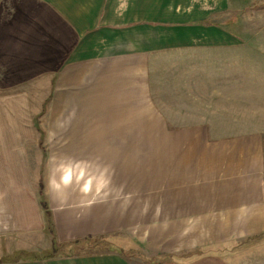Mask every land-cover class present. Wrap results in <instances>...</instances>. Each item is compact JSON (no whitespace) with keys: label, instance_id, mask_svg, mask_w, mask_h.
I'll return each instance as SVG.
<instances>
[{"label":"crops","instance_id":"1","mask_svg":"<svg viewBox=\"0 0 264 264\" xmlns=\"http://www.w3.org/2000/svg\"><path fill=\"white\" fill-rule=\"evenodd\" d=\"M230 10L231 0H0V256L16 254L0 264H136L123 248L98 252L120 235L146 260L201 264V248L264 237V132H229L209 70L227 62L194 58L239 44L222 22ZM43 81L49 158L60 153L81 179L51 189L52 238L33 186L31 100ZM223 84L228 93L231 77ZM105 177L128 198L105 197ZM136 206H158L159 221L148 213L138 226ZM56 246L84 252L23 257Z\"/></svg>","mask_w":264,"mask_h":264},{"label":"rangeland","instance_id":"2","mask_svg":"<svg viewBox=\"0 0 264 264\" xmlns=\"http://www.w3.org/2000/svg\"><path fill=\"white\" fill-rule=\"evenodd\" d=\"M225 20L227 29L235 35V41L239 44L230 51L215 52L194 58L197 60L213 61L216 64H219L223 60L227 62L224 67H210L209 70H214L216 80H219L215 90H220V95H217V97L221 96V99L218 98L216 104L219 102L225 103H221L215 110L221 112L220 114L226 113L227 118L232 120L233 125L229 132L233 135L251 132L256 129L264 132V0H231L230 13L222 22ZM230 77L231 84H227L228 88H226L228 93L223 94V80ZM48 85L46 81L41 82L40 98L33 99L31 102H33V111L35 112L32 120L38 131L40 140L39 148L36 147L32 153L33 186L40 205L46 202L49 206L52 188L61 187L67 190L72 187L76 188V186L80 185L81 179L77 177L79 172L78 165L65 166L60 153L57 152L58 154L54 158L51 156V160L49 158L47 146L48 98L46 97ZM204 101H207V99H202L200 102ZM236 120L241 122L235 125L234 122ZM58 149L56 148L57 151ZM105 166H110V164H105ZM67 175L70 177L66 179ZM65 179L67 182H64ZM18 183V187H20L22 180H18ZM103 184L105 197H114V200L117 201L128 198V195H117L115 193V196H113L111 194V189L113 188L111 178L105 177ZM16 196L15 194H9L8 202L13 206H17ZM139 198L141 196L137 195V203ZM30 203L25 195L22 198L19 196V205L31 206ZM158 208V206H136L137 225L144 224V219H147L148 213H150L153 223L159 221ZM47 233L52 238L54 236V227L53 232H50L48 229ZM118 238H121V240L116 242L111 239L103 243V249L98 250V252L103 251L105 253L112 249H114L112 251L118 252L116 249L122 250L123 248L125 253L127 251L130 256L136 258V264H190L191 262V260L186 258L176 259L164 256L146 260L144 259L145 254L139 244L134 243L123 235H120ZM59 247L57 246L58 254L84 252V250H78L79 248L76 247ZM51 252V250L41 252H37L36 250L26 251L23 257H38L50 254ZM15 255H11L12 258L6 257V255L0 256V261L13 260ZM199 255L201 264H264V237L253 238L244 242L218 245L214 248H201ZM17 257L21 256L17 255Z\"/></svg>","mask_w":264,"mask_h":264},{"label":"trees","instance_id":"3","mask_svg":"<svg viewBox=\"0 0 264 264\" xmlns=\"http://www.w3.org/2000/svg\"><path fill=\"white\" fill-rule=\"evenodd\" d=\"M42 207H43V209H44V211H45V214H46V218H47V221H48V223H49V231L50 232H53V220H52V215H51V211H50V209H49V206H48V204L46 203V202H43L42 203ZM52 252V254L50 253V254H47V255H43V256H40L39 258H37L36 260H40L41 261V259H43V258H47V259H49V258H54V257H56V255L58 254V248H57V246L56 247H54L52 250H51ZM72 255H75L74 253H72Z\"/></svg>","mask_w":264,"mask_h":264}]
</instances>
